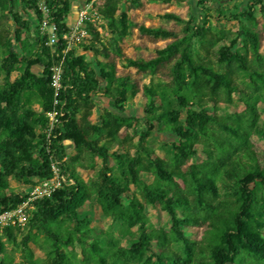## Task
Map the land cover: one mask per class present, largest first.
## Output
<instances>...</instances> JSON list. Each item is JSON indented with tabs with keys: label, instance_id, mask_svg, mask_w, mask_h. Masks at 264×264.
I'll return each instance as SVG.
<instances>
[{
	"label": "trees",
	"instance_id": "16d2710c",
	"mask_svg": "<svg viewBox=\"0 0 264 264\" xmlns=\"http://www.w3.org/2000/svg\"><path fill=\"white\" fill-rule=\"evenodd\" d=\"M187 1L129 0L128 8ZM17 3L33 12L37 25L43 17L38 0H0V212L25 198L5 192L8 180L34 186L51 177L55 162L70 181L33 202L23 229H3L0 264H264V155L251 143L264 132L259 113L264 55L253 15L258 6L264 32V0H251L232 16L239 25L234 32L207 23L206 0L196 1L201 16L188 21L173 12L158 15L180 28L134 22L119 9L124 0H101L95 11L109 38L85 21L89 37L80 48L90 61L74 49L63 52L71 0H45L47 24L57 37L54 48L46 45V35L31 41L23 35L30 27L15 10ZM133 30L140 40L164 44L149 57L125 56L121 45ZM59 62L60 89L54 96L50 69ZM119 64L148 75L149 82L119 75ZM14 72L18 76L11 79ZM139 94L140 119L123 113ZM96 97L105 102L98 124L91 119ZM234 97L243 110L219 114ZM53 109L58 123L47 137L45 114ZM139 121L144 130L134 142L127 130ZM155 134L172 137L163 157L148 146ZM113 148L119 151L109 153ZM198 154L202 158L196 161ZM79 169L95 173L84 180ZM90 201L119 224L118 238L95 233L80 214ZM148 206L167 214L168 230L150 225ZM187 227L202 228L200 239H190ZM125 237L128 246L122 245ZM30 242L43 258H35ZM5 245L17 257L5 252Z\"/></svg>",
	"mask_w": 264,
	"mask_h": 264
},
{
	"label": "rangeland",
	"instance_id": "374dc122",
	"mask_svg": "<svg viewBox=\"0 0 264 264\" xmlns=\"http://www.w3.org/2000/svg\"><path fill=\"white\" fill-rule=\"evenodd\" d=\"M91 0H86L84 4H88ZM197 0H188L186 3L181 5L176 4H162V3H150V2H143V5L141 8L138 9H129V0H124V3L120 5L119 9L121 12L128 13L129 18L138 23H144L146 26H164L166 28H180V25L175 24L172 21H166L164 19L159 18L158 15L164 13V12H173L175 14L180 15L185 21H188L191 19L193 15L201 16L200 8L196 5ZM251 0H206V7L208 8V15L206 16V21L208 24L217 27V28H224L229 29L231 31H237L239 28L238 23L233 20L232 16L237 15L239 13H242L246 10L247 6L250 4ZM101 3V0H96L94 5L97 7ZM82 4V5H84ZM74 1L71 2V9H73ZM84 6L78 10V13L80 10H82ZM16 11L19 12L20 17L23 21L28 22L30 30L29 32H24V36L29 39L30 41L35 39L37 34L39 36L46 35L49 31L48 28H44L42 23L40 25H37L33 12L30 10H23L22 6L20 4H16ZM73 12V11H72ZM70 11L69 16L66 19V23L70 27L72 24V20L75 19L74 12L72 13ZM78 15V14H77ZM253 15L255 19L257 20V27L261 33L262 36V42L260 45V52L264 55V32L261 30V24L263 22V17L259 12L258 6L254 7ZM90 18L94 20L93 24L98 28L100 34L103 36V39L109 38V33L106 31V29L103 27L105 23L98 19L96 15H91ZM243 22H245V19L241 18ZM103 25V26H102ZM14 31V30H13ZM88 37L85 38L84 41L81 43H84L88 40ZM72 46L71 49L75 50L76 54H81V48L80 44ZM164 44L163 41H159L157 43H148L144 40H140L137 36V33L135 30L131 32L129 36H127L121 47L122 51L124 52L125 56H128L130 58H138V57H149L154 54V47L155 46H162ZM135 45H146V48H136ZM86 60H91V55L89 53H83ZM40 68L34 67L32 69L33 72L38 73ZM119 69V75H124L127 73H130V76L132 79L138 81L140 84L142 83H148L150 80V77L146 74H139L136 73L134 69L132 68H124L121 64L118 65ZM18 76L17 72H14L11 76V79H14ZM235 103L229 106H222L221 110L218 112L219 114L224 113H233V112H240L243 110V104L240 102H237L236 97H234ZM104 99L96 97L95 98V108L92 113V122L99 123V114L101 112L102 107L104 104ZM143 104H144V98L139 94L137 95L130 103L124 106L123 113L126 115H132L136 118H141L143 116ZM207 109L210 111L211 108L207 107ZM181 118H184V110H181ZM259 113L261 115L260 121L264 122V105H260ZM144 130V127L142 123L136 122L133 124V126L127 130V132L132 135L134 142L138 140V137L140 133ZM126 130L124 129L122 132L124 133ZM172 142V137L169 134H155L151 136L148 139V146L155 152L156 155L163 157L166 152L169 150V145ZM251 143L254 147V149L262 153L264 155V132L255 134L251 138ZM119 149L113 148L110 150L111 152H118ZM202 158L200 154L197 155L195 158L196 161H199ZM109 163L113 167L115 166V163L112 158H109ZM96 169L100 167V160H95ZM78 173L80 176L87 180L92 175H94L95 172L89 171V170H78ZM141 178L145 182H149L150 178L142 174ZM33 181L37 182L36 179H33ZM38 183V182H37ZM29 186H26L22 183H18L13 180H8V187L6 189V193L16 192V193H25ZM125 203L126 201L123 200ZM80 214L84 217H86L90 223V227L94 230L95 233H112L113 236L119 237L118 235V223H114L110 218L103 215L101 212V209L98 204H96L94 201L88 202L85 206H83L80 209ZM145 214L149 219L150 225L156 229L162 228L164 230H168L170 226V221L167 216V214L160 209V207H146ZM135 229H133L134 231ZM185 234L193 240H199L202 235V228H195V227H187L184 228ZM130 239L128 237L122 238L121 242L122 245L128 246L130 243ZM29 247L34 253L35 258H43V253L39 248L33 243H29ZM76 251H78V248H76ZM5 252L11 253L15 257H17V254L14 252V249L10 248L8 245H5Z\"/></svg>",
	"mask_w": 264,
	"mask_h": 264
},
{
	"label": "built area",
	"instance_id": "2783aa9c",
	"mask_svg": "<svg viewBox=\"0 0 264 264\" xmlns=\"http://www.w3.org/2000/svg\"><path fill=\"white\" fill-rule=\"evenodd\" d=\"M96 0H91L88 4L84 5V8L79 11L76 20L71 24L67 33L62 35V40L66 44V48L63 52L70 50L72 46L81 43L87 38L88 33L85 28V21L94 22L90 16L98 15L94 10V3ZM38 9L42 13V25L44 28H48L46 45L50 48H54L57 44V37L54 34V27L47 24V8L45 0H38ZM51 85L54 89V96H56L60 89L61 79V62L51 67ZM59 102L54 99L53 105L56 106ZM47 118V124L45 127V133L49 137L54 125L58 123L56 109L45 114ZM52 175L50 178L39 181L36 185L30 186L24 193L25 198L14 208H10L0 212V236L4 228L12 227L23 229L29 219L30 213L34 209L33 202L45 197H50L53 191L60 188L62 185L67 184L70 180L67 178V174H62L55 162L51 163Z\"/></svg>",
	"mask_w": 264,
	"mask_h": 264
},
{
	"label": "crops",
	"instance_id": "0c3cea01",
	"mask_svg": "<svg viewBox=\"0 0 264 264\" xmlns=\"http://www.w3.org/2000/svg\"><path fill=\"white\" fill-rule=\"evenodd\" d=\"M74 1V6H73V9H71V7H70V11L72 12H74V17H75V19L74 20H72V23L76 20V18H77V14H78V10L79 9H81L85 4V1L86 0H71V2H73ZM82 4H84V5H82ZM72 12V13H73ZM84 52L83 51H81V54H83ZM94 123V122H93ZM96 124H98V123H96ZM64 144H65V146H66V148H67V146H68V144L70 145V143L69 142H64Z\"/></svg>",
	"mask_w": 264,
	"mask_h": 264
}]
</instances>
